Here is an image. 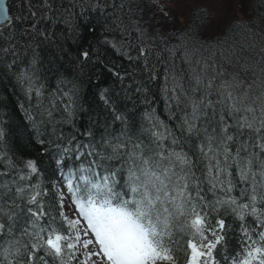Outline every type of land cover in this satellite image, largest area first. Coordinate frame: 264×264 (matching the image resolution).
Segmentation results:
<instances>
[{
    "label": "snow or ice",
    "instance_id": "obj_1",
    "mask_svg": "<svg viewBox=\"0 0 264 264\" xmlns=\"http://www.w3.org/2000/svg\"><path fill=\"white\" fill-rule=\"evenodd\" d=\"M9 2L0 73L23 91L58 180L9 155L0 118V264H264V54L241 65L230 52L210 60L169 47L134 18L143 0ZM98 17L120 37L103 44L129 67L104 64L91 46L69 61L78 74L103 66L120 86L99 90L101 110L81 127L75 80L49 88L42 53L64 59L60 36L94 32Z\"/></svg>",
    "mask_w": 264,
    "mask_h": 264
},
{
    "label": "trees",
    "instance_id": "obj_2",
    "mask_svg": "<svg viewBox=\"0 0 264 264\" xmlns=\"http://www.w3.org/2000/svg\"><path fill=\"white\" fill-rule=\"evenodd\" d=\"M8 6L11 8L12 4L9 2ZM140 8L134 18L143 17V25L149 32L152 31L149 25H155L157 36L163 33L169 47L187 44L195 50L197 57L204 56L210 60H215L221 53L230 52L236 55L241 65H254L264 54V0H252L243 19L235 21L223 34L213 38L205 34L210 18V14L205 9L193 10L185 27L175 28L174 20H167L170 23L168 24L160 19V14L157 12L159 8L153 0H143ZM12 14L19 15V12L14 11ZM88 19L91 17L85 19L84 23H87ZM104 24L103 17H98L93 20L94 32L90 29L85 33L81 27L77 33L78 38L68 34V39L65 41L64 36H60L68 55L58 62L51 51L42 53V74L49 88H55L58 79L62 77L75 80L79 88L80 104L87 110L78 114L76 124L81 127L87 125L89 119L101 110L99 90L108 87L119 91L120 86L114 83L115 78L109 76L103 66L91 65L85 69L84 74H78L75 66L69 61L77 56L78 50H86L91 46L94 51H99V58L104 64L108 66L115 64L120 68L129 67L128 61L122 58L119 51L113 49L111 45L103 44L105 37L109 40L120 39L119 34L112 35L107 32ZM157 43L159 44V39ZM160 47L163 45L161 44ZM248 76L251 77V72ZM21 105L29 106L12 73H0V118L5 122L6 148L9 150V155L21 159H37L45 183L55 184L58 176L55 174L54 159L49 155L40 154L41 146L35 142L33 130L25 118ZM158 111L163 114L162 104L158 107ZM49 194L50 197L54 194V189L51 187ZM230 247H236L235 240L230 242Z\"/></svg>",
    "mask_w": 264,
    "mask_h": 264
},
{
    "label": "rangeland",
    "instance_id": "obj_3",
    "mask_svg": "<svg viewBox=\"0 0 264 264\" xmlns=\"http://www.w3.org/2000/svg\"><path fill=\"white\" fill-rule=\"evenodd\" d=\"M252 0H155L160 19L175 21V28L185 27L190 14L195 9H205L210 14L205 34L213 38L221 35L235 21L245 17ZM163 9L168 13L165 17Z\"/></svg>",
    "mask_w": 264,
    "mask_h": 264
},
{
    "label": "water",
    "instance_id": "obj_4",
    "mask_svg": "<svg viewBox=\"0 0 264 264\" xmlns=\"http://www.w3.org/2000/svg\"><path fill=\"white\" fill-rule=\"evenodd\" d=\"M6 2H8V4H9V0H6Z\"/></svg>",
    "mask_w": 264,
    "mask_h": 264
}]
</instances>
